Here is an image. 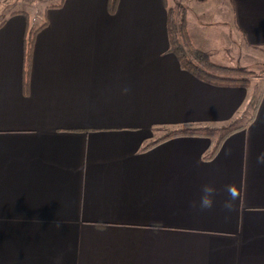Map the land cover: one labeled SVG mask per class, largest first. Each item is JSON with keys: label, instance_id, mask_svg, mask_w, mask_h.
I'll list each match as a JSON object with an SVG mask.
<instances>
[{"label": "crops", "instance_id": "obj_1", "mask_svg": "<svg viewBox=\"0 0 264 264\" xmlns=\"http://www.w3.org/2000/svg\"><path fill=\"white\" fill-rule=\"evenodd\" d=\"M187 4L189 38L210 59L212 36L264 47V0ZM24 15L0 20V264H264V90L255 104L247 84L181 67L163 0L47 7L23 89ZM230 121L217 142L181 134L141 149L158 126ZM205 184L216 194L201 211Z\"/></svg>", "mask_w": 264, "mask_h": 264}, {"label": "rangeland", "instance_id": "obj_2", "mask_svg": "<svg viewBox=\"0 0 264 264\" xmlns=\"http://www.w3.org/2000/svg\"><path fill=\"white\" fill-rule=\"evenodd\" d=\"M56 2H58V0H0V20L3 18L1 17V13L5 10H12V12L24 11L27 15L26 32L29 34L44 21L46 7ZM166 3L173 9V11H175L176 17H178L179 13L182 12V14H184L185 21L186 11H188L187 0H166ZM221 10V18L224 19L225 13L222 8ZM212 38L213 40L208 43V46L215 47L207 49V51L211 54V59L219 65L242 67L245 71L244 75L249 80L247 86L250 91V95L252 96L251 100L255 104L258 103L262 94L261 92L264 90V47H246L240 41L234 40L231 36L230 39L227 37L228 40L216 36H212ZM250 107L247 108V114L252 111V108L250 109ZM231 123L235 124L230 121L227 124L221 123L198 126L199 133L197 134L207 133L215 142L216 140H219L220 136L222 138L224 134L228 133L225 128ZM173 127L177 126L164 125L153 128L151 131L152 136L149 139L151 140L156 138ZM180 127L193 128L195 126L181 124ZM149 139L147 141H149Z\"/></svg>", "mask_w": 264, "mask_h": 264}, {"label": "trees", "instance_id": "obj_3", "mask_svg": "<svg viewBox=\"0 0 264 264\" xmlns=\"http://www.w3.org/2000/svg\"><path fill=\"white\" fill-rule=\"evenodd\" d=\"M62 0H59L57 4H50L47 7L59 6ZM118 0H106V9L109 13H113L116 9ZM164 7L166 9V28L169 38V49L173 52L181 67L187 69L190 73L197 76L198 78L213 83L215 85H226V86H245L248 85L249 80L244 75L245 71L242 67L236 66H223L213 62L208 54L195 47L191 42L184 21V14L179 13L178 17L175 15V11L169 7L166 0H163ZM46 7V8H47ZM25 20H27V15L24 11ZM13 12V13H15ZM46 20L36 27L33 31L27 34V27L25 26L24 37H23V47L24 55L22 60V87L25 89L28 81V73L30 68V57L31 48L33 43L34 34L45 25ZM233 125V127H232ZM172 129L166 131L162 135L149 139L145 142L141 149L147 148L167 137L181 135V134H197L198 127H180V125H174ZM235 124H229L225 129L229 132L235 129ZM207 134V133H206ZM152 136V133H151ZM150 136V137H151ZM223 137V136H222ZM219 138V137H218ZM221 138V136H220ZM219 138V139H220Z\"/></svg>", "mask_w": 264, "mask_h": 264}, {"label": "clouds", "instance_id": "obj_4", "mask_svg": "<svg viewBox=\"0 0 264 264\" xmlns=\"http://www.w3.org/2000/svg\"><path fill=\"white\" fill-rule=\"evenodd\" d=\"M129 91L128 88H124L123 92L127 94ZM256 161L258 165H264V152H261L257 155ZM227 191L229 193L230 199L224 201L223 207L227 209L228 211H231L234 207V201L238 199L239 192L237 188L233 185H229L227 187ZM201 196L199 198V201H193L191 203V207L193 208H199L201 211L210 210L214 206V197L216 194V189L212 185L205 184L201 189Z\"/></svg>", "mask_w": 264, "mask_h": 264}]
</instances>
